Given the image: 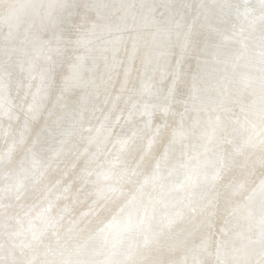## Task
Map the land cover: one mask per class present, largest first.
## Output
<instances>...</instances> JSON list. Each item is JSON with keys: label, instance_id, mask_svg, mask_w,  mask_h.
Wrapping results in <instances>:
<instances>
[{"label": "clouds", "instance_id": "1", "mask_svg": "<svg viewBox=\"0 0 264 264\" xmlns=\"http://www.w3.org/2000/svg\"><path fill=\"white\" fill-rule=\"evenodd\" d=\"M169 2L31 0L20 14L18 0H0V141L8 143L9 158L17 147L30 158L49 138L83 145V178L95 177L97 201L113 202L96 232L104 259L94 264H136L129 249L155 251L146 264H264V178L244 215L226 181L236 158L264 168V107L243 111L229 127L217 118L199 152L183 151L187 136L172 103L183 49L171 43L182 23ZM259 5L241 10L246 24H264V0ZM235 86L264 90V53ZM221 136L232 137L231 159L214 150ZM157 148L159 157L134 189L125 193L113 183L130 154L150 158ZM60 156L53 154L51 166ZM160 161L171 166L162 169ZM49 211L38 214L45 228L55 226ZM177 224L190 229L189 245L162 251L156 238ZM33 228L29 222L26 233ZM239 236L252 250L244 258L228 250Z\"/></svg>", "mask_w": 264, "mask_h": 264}, {"label": "rangeland", "instance_id": "2", "mask_svg": "<svg viewBox=\"0 0 264 264\" xmlns=\"http://www.w3.org/2000/svg\"><path fill=\"white\" fill-rule=\"evenodd\" d=\"M215 3H214V2ZM211 2V3H209ZM19 3V10H21L20 5H24L26 3H31V0H18ZM170 3V4H169ZM167 5V8L169 7V12L176 18L181 20L182 27L179 29L181 30L179 32V36L178 39L172 40V46L173 47H177L178 44L182 45V49L184 50L183 52H185L184 58L181 61V58L179 57V62H180V79L177 85V90L174 93L173 97H172V103L173 106L176 110V112L178 113L177 116V120L179 121V125H180V131L183 130L182 132H185L187 130V140H189V137H192V139L190 138V142L187 141L189 144H187V146H185V144L187 143L186 141H184V146H183V151L189 152L191 153V151H193L192 153H195L196 151L193 150L194 148L201 150V144L203 141H201V136L204 132L206 131H210V129L214 126L215 122L217 121V118H219V121L221 122L222 125H224L225 127H229L231 125V122L235 119H237V117H239L243 111H254V110H259L260 107H264V90L262 89H258L255 92H241L234 84L235 81L242 76L245 72L248 71L249 67L251 66L252 62L259 57L262 53H264V24L262 23H256L255 25L251 26L252 29L254 31H256L257 33H259V36L253 35L248 31V24H246L243 20H241L240 22L234 19H229L226 21V32L227 35H223L225 38H229V37H234L235 42L233 45L236 44L235 50L234 48L230 49V51H228V54L223 57L222 59H224L223 61H221V59L219 60V53H215V54H211L210 52H208L207 50H209L212 46H215L214 41L212 40V38H210V36H214V25L215 22L217 21L221 14L223 13H227V12H231V15H234L236 17V19H241V17L239 16V13L241 12V10L245 9V8H251V9H256L259 10L258 7L256 6H260L259 5V0H248V2L246 3L245 0H236V3L231 6H226L225 4V0H170ZM184 3V4H183ZM209 3V4H208ZM252 3H254L255 5H253ZM211 4V6H210ZM30 6V5H29ZM28 6V8H29ZM214 6V8L212 7ZM204 7V8H203ZM211 7V8H210ZM171 8V9H170ZM186 9H188V13H186ZM208 9V10H207ZM212 9V10H211ZM28 11V10H27ZM180 11V12H179ZM208 11V12H207ZM212 11V12H210ZM183 13V14H182ZM209 13V14H208ZM214 13V14H213ZM217 13V14H216ZM187 16H186V15ZM206 14V15H205ZM208 14V15H207ZM212 14V16H211ZM215 14L217 16H215ZM219 14V15H218ZM179 15V16H178ZM210 16V17H209ZM215 16V19H214ZM181 17V18H180ZM184 17H186L184 19ZM204 17V18H203ZM213 17V18H212ZM225 17V15H224ZM234 17V18H235ZM230 18V17H229ZM211 19V20H210ZM190 20V21H189ZM196 21V22H195ZM207 21V22H206ZM185 25V26H184ZM193 25V26H192ZM263 25V26H262ZM191 26V27H190ZM205 26V27H204ZM210 27V28H209ZM225 27V26H224ZM194 28V29H193ZM197 29V30H196ZM185 32V33H184ZM187 32V34H186ZM205 32V33H204ZM244 33V34H242ZM247 33V34H246ZM184 35V38H186V40L184 41L182 36ZM189 34V35H188ZM191 35V36H190ZM196 35V36H195ZM205 35V36H204ZM186 36V37H185ZM188 36V37H187ZM205 37V38H204ZM207 37V38H206ZM238 37V38H237ZM199 38V39H198ZM241 38V39H240ZM181 39L185 42L182 41ZM207 39V40H206ZM211 40V41H210ZM189 41V42H188ZM196 41V42H195ZM207 43H206V42ZM247 41V42H246ZM201 42V43H200ZM203 44V45H202ZM206 44V45H205ZM210 44L212 46H210ZM214 44V45H213ZM187 45V46H186ZM197 45V46H196ZM201 45V46H200ZM208 46V49L205 48V50L203 49V46ZM247 46V47H246ZM192 47V48H190ZM226 47V45L224 46ZM245 47V48H243ZM263 47V49H262ZM243 48V49H242ZM249 48V50H248ZM177 52H180V47L176 48ZM193 50V51H192ZM204 50V51H203ZM212 50V49H211ZM243 50V52L241 51ZM207 51V54H204V52ZM232 51V53H231ZM249 51V52H248ZM246 52V54H245ZM247 52L249 54H247ZM210 53V54H209ZM184 54V53H183ZM232 54V55H231ZM245 54V55H244ZM252 54V55H251ZM214 55V56H213ZM219 55V56H218ZM230 57H229V56ZM245 57H244V56ZM191 56V57H190ZM207 57V58H206ZM209 57V58H208ZM212 57V58H211ZM219 57V58H218ZM236 57V58H235ZM241 57V58H240ZM250 57V58H249ZM218 58V59H216ZM210 59V60H209ZM216 59V60H215ZM248 59V60H247ZM195 60V61H194ZM209 60V61H208ZM215 60V61H214ZM221 62L219 64V62ZM235 62H234V61ZM247 60V61H246ZM208 61V62H207ZM212 61V62H211ZM218 63H217V62ZM233 61V62H232ZM238 61V62H237ZM240 61V62H239ZM210 62V64H209ZM217 63L213 64V67L210 65L212 63ZM177 63V58L174 57L173 58V64L175 65ZM209 65H208V64ZM224 65H223V64ZM231 63V64H230ZM234 63V64H233ZM237 63V65H236ZM247 63V64H245ZM251 63V64H250ZM242 64V65H240ZM216 65V66H214ZM224 66V68L219 69L220 66ZM234 65V66H233ZM244 65V66H243ZM247 65V66H246ZM219 66V67H217ZM193 67V68H192ZM207 67V68H205ZM211 69H210V68ZM226 67V68H225ZM236 67V69H235ZM239 67V68H238ZM242 67V68H240ZM248 67V69H246ZM208 69L206 71H208V73H204L206 75V77L204 76V74L202 73L203 71H205L204 69ZM216 68V70L214 69ZM210 69V70H209ZM213 69V70H212ZM218 69V70H217ZM229 69V70H227ZM231 69L233 70L232 72ZM243 71H242V70ZM245 69V70H244ZM203 70V71H202ZM219 73L222 74V70H223V74H225V78H223V74L222 77L220 75H218L217 71H220ZM196 71V72H195ZM210 71V73H209ZM227 71V72H226ZM185 72V73H184ZM214 72V75H213ZM234 72V73H233ZM203 76H201L202 74ZM227 73V74H226ZM230 73H232L231 75H229ZM241 73V74H240ZM243 73V74H242ZM212 75V78L210 75ZM218 75V77H216ZM235 75V76H234ZM200 76V77H199ZM210 78H207L209 77ZM200 79H199V78ZM238 77V78H237ZM198 78V79H197ZM201 78H204L205 80H201ZM217 80H216V79ZM227 80V81H223L222 80ZM221 79V80H220ZM235 79V80H234ZM184 80V81H183ZM187 80V81H186ZM211 80H215L216 83L214 84ZM218 80L220 82H218ZM205 83H202V82ZM209 83H208V82ZM214 81V82H215ZM208 84H207V83ZM213 83V89L212 90V86L211 84ZM224 82V83H222ZM226 82V83H225ZM230 82V83H229ZM234 84H233V83ZM196 84V85H194ZM199 88H198V85ZM202 84V85H200ZM221 84V85H220ZM193 85V86H192ZM206 85V86H205ZM208 85H210L209 87L211 89H207ZM235 87H234V86ZM195 86V89H193ZM201 86V87H200ZM205 86V87H203ZM217 88L215 89L214 88ZM219 86V88H218ZM222 86V88H221ZM166 85H165V89H166ZM205 91H203V89ZM188 89V90H187ZM200 90V91H196ZM201 89L203 92H205V94L203 92H201ZM196 92V93H192L193 95H200V96H192L191 92ZM211 96H208L207 93ZM221 90V91H220ZM213 91V92H212ZM259 91V92H257ZM190 92V93H189ZM199 92V93H197ZM223 92V93H220ZM238 92V93H237ZM202 93V94H200ZM211 93V94H210ZM216 94L214 96V94ZM225 93V94H224ZM227 93V94H226ZM247 93V94H246ZM253 93V94H252ZM259 93V94H258ZM204 94V95H203ZM235 94V95H234ZM250 94V95H249ZM261 94V95H260ZM183 95V96H182ZM192 96L193 99L189 96ZM205 96V99L207 98L208 100H205L203 97ZM208 97H207V96ZM243 95V97H242ZM248 97H247V96ZM178 96V97H177ZM246 96V97H245ZM255 96V97H254ZM200 98L199 100L201 101L200 103L198 98ZM212 97V98H211ZM218 97V98H217ZM262 97V98H261ZM191 98V99H190ZM195 98V99H194ZM197 98V101H195ZM203 98V99H201ZM231 98V99H230ZM234 98V99H233ZM258 98V99H257ZM215 99V100H214ZM227 99V100H226ZM240 99V100H239ZM247 99V101H246ZM250 99V102H249ZM221 100V101H220ZM237 100V101H236ZM244 100V101H243ZM257 100H259L257 102ZM214 101V102H213ZM241 103H240V102ZM263 103H262V102ZM229 102V103H228ZM248 103V104H247ZM259 103V104H258ZM262 103V104H261ZM189 104V105H188ZM195 104V105H193ZM210 104V105H209ZM239 104V105H237ZM233 105V106H232ZM260 105V106H259ZM263 105V106H262ZM206 106V107H205ZM228 106V107H227ZM248 106V107H247ZM255 106V107H254ZM258 106V107H257ZM179 107V108H178ZM205 107V108H204ZM241 107V108H240ZM245 107V108H244ZM227 108V109H226ZM247 108V109H246ZM187 109V110H186ZM193 109V110H192ZM207 109V111H205ZM231 109V110H230ZM252 109V110H251ZM186 110V111H185ZM214 110V111H213ZM200 111V112H199ZM222 111V112H221ZM194 112V113H193ZM225 112V114H224ZM192 113V114H191ZM206 113V114H205ZM208 113V114H207ZM233 113V114H232ZM179 114H182V116H180ZM227 114V115H226ZM199 115V116H198ZM202 115V116H201ZM225 115V116H224ZM229 115V116H228ZM231 115V116H230ZM194 116V117H193ZM208 116V117H207ZM232 117V118H231ZM235 118V119H234ZM186 119V120H185ZM215 119V121H214ZM233 119V120H232ZM192 120V121H191ZM197 120V121H196ZM202 120V121H200ZM186 121V122H185ZM203 121H208V123H204ZM214 121V123L212 122ZM162 121H160L159 119L157 120V123H161ZM188 122V123H187ZM191 122V123H190ZM197 122V123H196ZM212 122V123H211ZM194 126H193V124ZM204 123V124H203ZM186 124V125H185ZM203 124V125H202ZM210 124V125H208ZM190 125H191V131H190ZM189 126V127H188ZM200 126V127H199ZM204 126V127H203ZM208 126V127H207ZM211 126V127H209ZM186 127V129H185ZM188 127V129H187ZM197 127V128H195ZM209 129H207V128ZM193 128H195L193 131ZM200 129V130H199ZM205 130L203 132V130ZM193 131V132H192ZM199 131V132H198ZM197 132V133H196ZM202 132V133H201ZM185 133V134H186ZM192 133V135H191ZM195 135H194V134ZM190 136H189V135ZM199 134V136H197ZM195 136V137H194ZM222 137V138H221ZM220 140L218 141V146H215V152L218 154H224L223 156L226 158L231 159L232 155H233V141L231 140L232 137L231 136H221ZM199 138V140L197 139ZM224 139V140H223ZM52 140L53 145L54 144H61L62 139L61 137H55L53 139H48L46 142L44 143H49L48 141ZM60 140V141H59ZM196 140V141H195ZM194 141V142H193ZM198 141V142H197ZM227 141V142H226ZM55 142V143H54ZM59 142V143H58ZM73 141V144L71 147H67L64 145V147L62 148V153L60 158L58 159L59 161L56 163L57 165H55V167L51 166V162L48 165L49 167L47 168V170L42 174L41 179H39L38 182H36V184H34V187H26L23 190V193L19 199V201H15L14 195L8 196V195H4L5 193V183L8 181L9 179V173L11 171H13L12 169L15 168V166L20 162H24L25 160V151L23 148H19L17 147L13 152H12V157L9 158L8 157V161L5 159L4 156L7 155V151L9 149V145L6 142L0 141V157H2L0 159V264H19L21 262V264H37L41 263V264H68L71 263V258L74 256V254H77L79 251H81L82 246H86L89 243V240H92V238L96 235L97 229L100 227V225L102 224V222L104 221V218L109 215V212H111V208L113 205V202L108 203L106 205L104 204V202L102 201H97V198L95 196V191L97 188V185L94 183L93 178L95 177H91L89 178V183L85 181L84 178H81V176L83 177V170L84 168L87 166L86 161L88 159L87 155H82V151L83 148L81 146V144H79L78 142ZM198 145H197V143ZM201 142V143H200ZM223 142V143H222ZM4 143V144H3ZM193 143L195 146H193ZM229 143V144H228ZM192 144V145H191ZM200 144V145H199ZM223 144V145H222ZM227 146H226V145ZM3 145V146H1ZM53 145L51 146V149L53 147ZM230 145V146H229ZM5 146V148H4ZM7 146V147H6ZM77 146V147H76ZM79 146V148H78ZM192 146V148H191ZM232 146V147H231ZM75 147V148H74ZM188 147V148H187ZM190 147V148H189ZM218 147V148H217ZM222 147V148H221ZM224 147V148H223ZM3 148V149H2ZM82 148V149H81ZM229 148V149H228ZM50 149V150H51ZM68 149V150H67ZM77 154L75 153L76 151ZM192 149V150H190ZM196 149V150H197ZM216 149L218 151H216ZM7 150V151H6ZM49 150V151H50ZM23 151V152H22ZM81 151V152H80ZM231 151V152H230ZM2 152V153H1ZM21 152V153H20ZM230 152V153H229ZM14 153V155H13ZM20 153V155H19ZM24 153V154H23ZM71 155H68V154ZM81 153V154H80ZM3 154V155H2ZM74 154V156H73ZM138 153H133L130 154V156L132 155V158H128L130 159L129 161L126 160V162L124 164H122L120 167H118L115 171H116V178H114V184L119 187L121 185H123L125 193L127 192V190L129 189H134L140 180L143 179V177L145 175H148L153 167L154 162L156 161L157 157H159L160 155V148H157L153 154L152 157L150 158H144V159H140V155H137ZM137 155V156H134ZM228 155V156H227ZM9 156V155H8ZM18 156V157H17ZM24 156V157H23ZM69 156V157H68ZM7 157V156H6ZM14 157V159H12ZM65 157V158H63ZM72 162L71 161V158ZM76 157V158H75ZM78 157V158H77ZM20 158V159H19ZM22 158V159H21ZM68 162H67V160ZM84 158V160H83ZM138 158V159H137ZM3 159V160H2ZM12 159V160H11ZM19 159V160H18ZM27 159V158H26ZM77 159V160H76ZM63 160V161H62ZM82 160V161H81ZM14 161V162H13ZM150 161V162H149ZM2 162V163H1ZM12 162V163H11ZM21 162V163H22ZM64 163V164H61ZM163 161H160V163H162ZM8 165H7V164ZM72 163V164H71ZM76 163V164H75ZM16 164V165H15ZM69 164V165H68ZM75 164V165H74ZM143 164V165H142ZM163 164H165L167 167L171 166V163L169 161H167L166 163L163 162ZM161 164V165H163ZM7 165V166H6ZM13 165V166H11ZM65 166V168H64ZM78 166V167H77ZM164 166V165H163ZM166 166L162 167V169H166ZM9 167V168H8ZM14 167V168H13ZM80 167V168H79ZM124 167V169H123ZM142 167V168H141ZM238 167V168H237ZM67 168V169H66ZM77 168V169H75ZM144 168V169H143ZM5 169V170H2ZM54 169V170H53ZM74 169V171L72 170ZM79 169V170H78ZM260 169L262 171H260ZM50 170V171H49ZM66 170V171H65ZM141 170V171H140ZM150 170V171H149ZM4 171V172H3ZM10 171V172H9ZM68 171V172H67ZM233 171V172H232ZM235 172V173H234ZM68 173V174H67ZM81 173V174H80ZM49 174V175H48ZM228 175L226 176V181H232V186L233 188L236 189L237 191V197L235 196V198L233 199L232 203L233 206L238 208V214L239 213H243L244 210H246V206L251 207L252 203H250V198L253 197V189L256 187V185L258 184L257 182H260V180L262 178H264V168H262L259 164H255L251 161H245L243 158H236L231 164H230V168L229 171L227 173ZM5 175V176H4ZM34 175V174H33ZM71 175V176H68ZM81 175V176H80ZM240 175V176H239ZM62 178H61V177ZM71 177V179L69 178ZM78 177V178H77ZM248 177V178H247ZM46 178V180H45ZM52 178V179H51ZM55 178V179H54ZM68 178V179H66ZM122 178V179H121ZM72 180L70 182V180ZM82 179V180H80ZM116 179V180H115ZM254 179V181H253ZM4 180V181H3ZM57 180H63V181H57ZM95 180V179H94ZM35 181V179H34ZM33 181V183H34ZM50 181V182H49ZM2 182V183H1ZM62 182V183H61ZM82 182V183H81ZM121 182V183H120ZM71 183V184H69ZM89 185H88V184ZM4 184V185H3ZM51 184V185H50ZM59 184V185H58ZM86 184V185H85ZM120 184V185H119ZM50 185V186H49ZM53 185V187H52ZM75 187H72V186ZM252 185V186H251ZM2 186V187H1ZM61 186V187H59ZM90 186V188L88 189V187ZM52 187V188H51ZM64 187V188H63ZM71 187V188H70ZM27 188V190H26ZM29 188V189H28ZM54 188V189H53ZM57 188V189H56ZM69 188V190H68ZM74 188V189H72ZM87 188V191H86ZM2 189V190H1ZM67 189V190H66ZM127 189V190H126ZM252 189V190H251ZM52 190H54L52 192ZM62 190V191H61ZM71 190V191H70ZM80 190V191H79ZM92 190V191H91ZM60 193H59V192ZM68 191V192H67ZM74 191V193H73ZM251 191V192H250ZM55 192V193H54ZM65 192V193H64ZM82 192V193H81ZM90 192V193H89ZM93 192V193H92ZM45 193V194H44ZM64 193V194H63ZM69 193V194H68ZM84 193V194H83ZM92 193V194H91ZM31 194V195H30ZM40 194V195H39ZM72 194V195H71ZM76 194V195H75ZM53 195V196H52ZM55 195V196H54ZM59 195V196H57ZM65 195V196H64ZM68 195V197H67ZM75 195V196H74ZM78 195V196H77ZM86 195V196H85ZM92 195V196H91ZM7 196V197H6ZM47 196V197H45ZM52 196V197H51ZM57 196V197H56ZM61 196V197H60ZM88 196V197H87ZM3 197V198H2ZM9 197V198H8ZM11 197V198H10ZM75 197V199H74ZM55 198V199H53ZM63 198V199H61ZM67 198V199H66ZM124 196H121V199H123ZM9 199V200H8ZM11 199V200H10ZM43 199V200H42ZM52 199V200H51ZM60 199V200H59ZM74 199V200H73ZM257 199V200H256ZM41 200V202H40ZM49 200V201H48ZM63 200V201H62ZM79 200V201H78ZM82 200V201H81ZM245 200V201H244ZM258 196H256L255 201L254 202H258ZM28 201V202H27ZM51 201V202H50ZM53 201V202H52ZM76 201V202H75ZM78 201V202H77ZM245 204H243L244 202ZM22 202V203H21ZM38 202V203H37ZM40 202V204H39ZM46 204H45V203ZM50 202V203H49ZM63 202V203H61ZM66 202V203H65ZM118 202V201H117ZM248 202V204H246ZM4 203V204H3ZM44 203V204H43ZM13 204V205H12ZM57 204V205H56ZM66 206H65V205ZM101 204L103 207H101ZM43 205V206H42ZM62 205V206H61ZM68 205V206H67ZM73 205V206H72ZM77 205V206H76ZM111 205V206H110ZM246 205V206H245ZM50 206V207H49ZM61 206V207H60ZM100 206V207H99ZM19 207V208H18ZM70 207V208H69ZM35 208H37V210L39 209H45V208H49L51 209V211H49L47 213V215H49L50 213V217L55 221V226L52 227L50 226L47 227V229L45 228V230H43L41 232V230H39L40 236L39 239L33 240L36 242H33L32 244H30V246L23 247V250H15V248H13L11 245V241L8 239L9 237L7 236L8 233H11V231L13 230V226L15 228V225L19 226V223H21L20 221L23 222L24 217L26 216L25 214H30L31 212H33L32 210H34ZM55 208V209H54ZM58 208H61L60 211L63 212L61 213L60 211L58 212ZM73 208V209H72ZM243 208V209H242ZM15 209V210H14ZM58 209V210H57ZM103 209V210H102ZM160 212H165L166 207L161 206L160 208ZM36 210V211H37ZM74 212H73V211ZM164 210V211H163ZM243 210V212H241ZM11 211V212H10ZM65 211V213H64ZM19 212V213H18ZM39 212V211H38ZM56 212V213H54ZM70 212V213H69ZM78 212V213H77ZM67 213V214H66ZM92 213V214H91ZM161 213V214H162ZM14 214V215H13ZM54 214V215H53ZM76 216H75V215ZM11 215V216H10ZM56 215V216H55ZM86 216V217H85ZM7 217V218H6ZM90 217V218H89ZM12 218V220H11ZM14 218V219H13ZM20 218V219H19ZM22 218V219H21ZM72 218V219H71ZM74 218V219H73ZM10 219V221H9ZM65 219V220H64ZM68 219V220H67ZM81 219V220H80ZM5 220V221H4ZM15 220V221H14ZM63 220V221H62ZM79 220V221H78ZM92 220V221H91ZM7 221V222H6ZM18 221V222H17ZM59 221V222H58ZM71 221V223H70ZM5 222V223H4ZM58 224H57V223ZM61 222V225L59 224ZM78 222V223H77ZM80 222V223H79ZM99 223V224H98ZM69 224V226L67 225ZM72 224V225H71ZM75 224V225H74ZM9 225V226H8ZM65 225V226H64ZM89 225V226H87ZM96 225V226H95ZM62 226V227H61ZM73 226V227H72ZM75 226V227H74ZM43 227L42 223L40 224V228L41 229ZM64 227V228H63ZM68 227V228H67ZM70 227V228H69ZM9 228V229H8ZM80 228V229H79ZM89 228V230H88ZM180 228V229H179ZM8 229V231H7ZM51 231H49V230ZM54 229V230H53ZM62 229V230H61ZM69 229V230H68ZM78 229V230H77ZM87 229V230H86ZM11 230V231H10ZM48 230V231H47ZM53 230L54 233H51ZM77 230V231H76ZM84 230V231H83ZM6 231V232H4ZM60 231V232H58ZM67 231V232H66ZM79 231V232H78ZM179 231V232H178ZM8 232V233H7ZM44 232V233H43ZM61 232H63L61 234ZM86 232V233H85ZM95 232V233H94ZM46 233V234H45ZM59 235H58V234ZM68 235H67V234ZM72 233V234H71ZM74 233V234H73ZM84 233V234H82ZM94 235H93V234ZM190 229L183 225V224H177L174 229L171 232H168L165 235H161L158 236V244L160 245V248L162 251H168V250H172V249H184L185 247L188 246V244L190 243ZM87 234V235H85ZM92 236H91V235ZM188 234V235H187ZM45 235V236H44ZM53 235V236H52ZM56 235V236H54ZM80 235V236H79ZM82 235V236H81ZM90 235V236H89ZM174 235V236H172ZM50 237L47 239V237ZM68 236V237H67ZM74 236V237H73ZM85 236V237H83ZM89 236V237H88ZM166 238H165V237ZM42 237V238H41ZM59 237V238H58ZM73 237V238H72ZM79 237V238H78ZM172 237V238H171ZM185 237V238H184ZM9 240L7 242V240ZM63 238V239H62ZM69 238V239H68ZM161 238V239H160ZM5 241H4V240ZM44 239V240H42ZM55 239V240H54ZM61 239V240H59ZM75 242H74V240ZM168 239V240H167ZM46 240V242H45ZM65 240V241H64ZM67 240V241H66ZM72 240V241H71ZM81 240V241H80ZM45 243H44V242ZM50 241V242H49ZM54 241V243H53ZM58 241V244H56ZM165 241V242H164ZM167 241L169 243H167ZM238 241V240H237ZM233 244L232 247H229V252H236L235 255L237 254V252H239L238 254L240 256H238V254L236 256H238L239 258L243 255H246L248 253L246 252V248L244 249L242 246V242H237ZM61 242V243H60ZM80 242V243H79ZM50 245H49V244ZM53 243V244H52ZM168 245H167V244ZM173 243V244H172ZM188 243V244H187ZM10 244L9 248L6 245ZM55 244V246H54ZM86 244V245H84ZM180 244H182L180 246ZM238 244H241L240 246ZM44 245V246H42ZM65 245V246H64ZM49 246L51 247V249L49 248ZM59 246V247H58ZM165 246V247H163ZM169 248H168V247ZM178 246V247H177ZM239 248L237 251L236 247ZM5 247V248H4ZM7 247V248H6ZM37 247V248H36ZM55 247V248H54ZM70 247V249H69ZM184 247V248H183ZM28 248V249H27ZM31 248V249H30ZM37 250H36V249ZM40 248V249H39ZM58 248V249H57ZM62 248V249H61ZM69 250H67V249ZM78 248V249H77ZM165 248V249H164ZM240 248H242L240 250ZM7 249H10V251H8ZM25 249V250H24ZM30 249V250H29ZM35 249V251H34ZM50 249V250H48ZM60 249V250H59ZM32 250V252H30ZM39 250V251H38ZM67 250V251H66ZM77 250V251H75ZM3 251V252H2ZM5 251V252H4ZM7 251V252H6ZM23 251V252H22ZM29 253H28V252ZM50 251V252H49ZM60 254H59V252ZM71 251V252H70ZM75 251V252H74ZM13 252V254H12ZM17 252V253H16ZM38 252V254H37ZM77 252V253H76ZM141 252V251H140ZM135 252L133 251L132 255L130 256V258L136 262V264H146V262L150 259H155L156 258V252L153 251L151 253V255L149 256L148 253L146 252ZM15 253V254H14ZM27 253V254H26ZM41 257L40 256V254ZM52 253V254H51ZM54 253V254H53ZM58 253V254H56ZM68 253V254H67ZM72 253V254H69ZM241 253V254H240ZM251 253V252H250ZM6 254V255H5ZM9 254V256L7 255ZM19 254V255H18ZM35 254V255H34ZM56 254V255H55ZM65 254V255H63ZM136 254V255H134ZM153 254V255H152ZM2 255H4L5 257H3ZM24 255V256H22ZM32 259H30V257ZM55 257H50L52 256ZM61 256V259L60 256ZM72 255V256H71ZM144 255V256H143ZM12 256V257H11ZM17 256V257H16ZM19 256V257H18ZM22 256V258H21ZM28 256V257H27ZM35 256V258H34ZM38 256V257H36ZM45 256V257H44ZM48 256V258H47ZM134 256V257H133ZM7 257V258H6ZM14 257V260H13ZM68 257V259H66ZM148 259L146 260L145 259ZM152 257V258H150ZM6 258V259H5ZM11 258V259H10ZM42 258V259H41ZM65 258V260H64ZM70 258V260H69ZM139 258V259H138ZM141 258V259H140ZM21 259V260H20ZM24 259L26 261H24ZM45 259V260H44ZM48 259V260H47ZM55 260V261H51V260ZM136 259V260H135ZM34 260V261H33ZM143 260V261H142ZM29 261V262H28ZM50 261V262H49ZM64 261V262H63ZM17 262V263H16ZM59 262V263H58ZM63 262V263H62ZM139 262V263H138ZM142 262V263H141ZM71 264H75V263H71Z\"/></svg>", "mask_w": 264, "mask_h": 264}, {"label": "bare ground", "instance_id": "3", "mask_svg": "<svg viewBox=\"0 0 264 264\" xmlns=\"http://www.w3.org/2000/svg\"><path fill=\"white\" fill-rule=\"evenodd\" d=\"M28 1H30V0H28ZM214 2V1H213ZM209 3H211V2H209ZM208 3V4H209ZM215 3V2H214ZM170 4V3H169ZM184 4V3H183ZM30 5V3H26V4H24V5H20V9L21 10H19L20 11V13H24V12H27V10H28V6ZM168 6V5H167ZM210 6H211V4H210ZM213 8H214V6H212ZM204 8V7H203ZM211 8V7H210ZM171 9V8H170ZM168 10H169V7H168ZM208 10V9H207ZM212 10V9H211ZM180 12V11H179ZM208 12V11H207ZM210 12H212V11H210ZM183 14V13H182ZM209 14V13H208ZM207 14V15H208ZM214 14V13H213ZM217 14V13H216ZM215 14V16H217ZM206 15V14H205ZM219 15V14H218ZM179 16V15H178ZM211 16H212V14H211ZM215 16H214V19H215ZM210 17V16H209ZM181 18V17H180ZM186 17H184V19H185ZM204 18V17H203ZM213 18V17H212ZM178 19H179V17H178ZM218 19V18H217ZM211 20V19H210ZM190 21V20H189ZM218 21H220V19L219 20H217V21H214L215 22V25H214V27H216L217 26V24H219L220 22H218ZM221 21H223V20H221ZM196 22V21H195ZM207 22V21H206ZM182 24H183V22H182ZM220 25V24H219ZM185 26V25H184ZM193 26V25H192ZM191 27V26H190ZM205 27V26H204ZM210 28V27H209ZM194 29V28H193ZM220 29H223V27H221V26H219V31H216L215 30V32H214V36H210V38H212V40L214 41V43H215V46H212L211 44H210V46H212L209 50H207L208 52H210L211 54H215V53H219V60L221 59V61H223L224 59H222L223 57H225L228 53H227V51H224L226 48H223L225 45L227 46V43L228 42H232V41H234L235 42V39L236 38H234V37H229V38H225L224 36H223V34L221 33V31H223V30H221L220 31ZM197 30V29H196ZM181 30H179V32H180ZM185 33V32H184ZM205 33V32H204ZM186 34H187V32H186ZM242 34H244V33H242ZM247 34V33H246ZM184 35L185 34H183V36H182V38H183V40L185 39L186 40V38H184ZM189 35V34H188ZM191 36V35H190ZM196 36V35H195ZM205 36V35H204ZM186 37V36H185ZM188 37V36H187ZM205 38V37H204ZM207 38V37H206ZM238 38V37H237ZM199 39V38H198ZM241 39V38H240ZM182 40V41H183ZM184 40V41H185ZM207 40V39H206ZM237 40V39H236ZM183 41V42H184ZM187 41V40H186ZM211 41V40H210ZM189 42V41H188ZM196 42V41H195ZM206 42V41H205ZM208 42V41H207ZM206 42V43H207ZM247 42V41H246ZM201 43V42H200ZM184 44H185V42H184ZM203 45V44H202ZM206 45V44H205ZM203 46V49L205 50V48H206V46ZM214 45V44H213ZM187 46V45H186ZM197 46V45H196ZM201 46V45H200ZM247 47V46H246ZM177 48V47H176ZM190 48H192V47H190ZM243 48H245V47H243ZM242 48V49H243ZM206 49H208V46H207V48ZM212 49V50H211ZM203 50V51H204ZM248 50H249V48H248ZM184 51V50H183ZM193 51V50H192ZM207 51L206 52H204V54H207ZM242 52H243V50H241ZM249 52V51H248ZM247 52V54H249ZM183 53H185V52H183ZM209 53V54H210ZM227 53V54H226ZM231 53H232V51H231ZM244 53V52H243ZM245 54H246V52H245ZM244 54V55H245ZM184 55V54H183ZM216 55V54H215ZM224 55V56H223ZM232 55V54H231ZM243 55V56H244ZM252 55V54H251ZM214 56V55H213ZM229 56V55H228ZM183 57V56H182ZM182 57H180V58H182ZM191 57V56H190ZM216 57H217V55H216ZM230 57V56H229ZM245 57V56H244ZM207 58V57H206ZM209 58V57H208ZM212 58V57H211ZM218 58H216V59H218ZM236 58V57H235ZM241 58V57H240ZM250 58V57H249ZM215 59V60H216ZM210 60V59H209ZM208 60V61H209ZM214 60V61H215ZM248 60V59H247ZM246 60V61H247ZM195 61V60H194ZM207 61V62H208ZM218 61V60H217ZM216 61V62H217ZM234 61V60H233ZM232 61V62H233ZM212 62V61H211ZM212 63L211 65H210V67L212 66L213 67V64H216L217 65V63L219 62H217V63ZM235 62V61H234ZM238 62V61H237ZM240 62V61H239ZM221 62H219V64H220ZM208 64V63H207ZM209 64H210V62H209ZM208 64V65H209ZM223 64V63H222ZM231 64V63H230ZM234 64V63H233ZM245 64H247V63H245ZM251 64V63H250ZM216 65H214V66H216ZM224 65V64H223ZM236 65H237V63H236ZM240 65H242V64H240ZM248 65V64H247ZM246 65V66H247ZM234 66V65H233ZM244 66V65H243ZM209 67V68H210ZM217 67H219V66H217ZM224 68V66H220L219 67V69H221V68ZM193 68V67H192ZM205 68H207V67H205ZM222 68V69H223ZM226 68V67H225ZM239 68V67H238ZM240 68H242V67H240ZM204 69V68H203ZM211 69V68H210ZM209 69V70H210ZM215 70H216V68H214ZM235 69H236V67H235ZM246 69H248V67L246 68ZM204 70H208V69H204ZM213 70V69H212ZM218 70V69H217ZM227 70H229V69H227ZM242 70V69H241ZM245 70V69H244ZM249 70V69H248ZM233 70L231 69V71L230 72H232ZM243 71V70H242ZM196 72V71H195ZM219 72H221V70L220 71H217V73H218V75H220L221 73H219ZM227 72V71H226ZM185 73V72H184ZM207 73V72H206ZM205 73V74H206ZM209 73H210V71H209ZM224 72H223V70H222V74H223ZM234 73V72H233ZM200 74H202V73H200ZM204 74V76L206 77V75ZM211 74V73H210ZM209 74V75H210ZM222 74L220 75L221 77H222ZM227 74V73H226ZM232 73H230L229 75H231ZM241 74V73H240ZM243 74V73H242ZM213 75H214V72H213ZM218 75L216 76V77H218ZM201 76H203V74L201 75ZM203 76V77H204ZM211 76V78H212V75H210ZM210 76L209 77H207V78H210ZM219 76V77H220ZM223 78H225V74H223ZM235 76V75H234ZM200 77V76H199ZM198 77V78H199ZM204 77V78H205ZM218 77V78H219ZM220 77V78H221ZM197 78V79H198ZM204 78H201V80L203 79V80H205ZM210 78V79H211ZM217 78V79H218ZM223 78H222V80H223ZM238 78V77H237ZM200 79V78H199ZM216 79V78H215ZM216 79V80H217ZM226 79V78H225ZM202 80V81H203ZM221 80V79H220ZM235 80V79H234ZM184 81V80H183ZM187 81V80H186ZM201 81V82H202ZM214 84L216 83V81L215 80H211ZM215 81V82H214ZM223 81H227V80H223ZM208 82V81H207ZM206 82V83H207ZM218 82H220L219 80H218ZM236 82V81H235ZM202 83H205V82H202ZM209 83V82H208ZM207 83V84H208ZM213 83L211 84V82H210V84H211V86L213 85ZM222 83H224V82H222ZM226 83V82H225ZM230 83V82H229ZM233 83V82H232ZM234 84V83H233ZM194 85H196V84H194ZM198 85V84H197ZM200 85H202V84H200ZM221 85V84H220ZM235 85V84H234ZM233 85V86H234ZM193 86V85H192ZM206 86V85H205ZM205 86H203V87H205ZM210 85H208V90L209 89H211L210 87H209ZM201 87V86H200ZM235 87V86H234ZM198 88H199V85H198ZM214 88H215V86H214ZM216 88H217V86H216ZM215 88V89H216ZM218 88H219V86H218ZM221 88H222V86H221ZM193 89H195V86H194V88ZM203 89V88H202ZM202 89H201V92H203V91H205L204 89H203V91H202ZM258 89H260V88H257L256 90H258ZM188 90V89H187ZM212 90H214L213 89V86H212ZM255 90V91H256ZM194 91V90H193ZM191 92V90H190V92H191V94L192 93H196V92ZM196 91H200V90H197L196 89ZM210 91V90H209ZM215 91V90H214ZM221 91V90H220ZM255 91H253V92H255ZM189 92V93H190ZM213 92V91H212ZM257 92H259V91H257ZM197 93H199V92H197ZM204 94H205V92H203ZM206 93H207V90H206ZM209 93V92H208ZM207 93V95L208 96H211V95H209ZM220 93H223V92H220ZM238 93V92H237ZM243 93V92H242ZM245 93V92H244ZM256 93V92H255ZM200 94H202V93H200ZM203 94V95H204ZM214 94V93H213ZM225 94V93H224ZM227 94V93H226ZM247 94V93H246ZM250 94H251V92H250ZM249 94V95H250ZM253 94V93H252ZM259 94V93H258ZM203 95H202V97H203ZM206 95V96H207ZM216 94H214V96H215ZM235 95V94H234ZM261 95V94H260ZM183 96V95H182ZM192 96H195V94L193 95L192 94ZM191 95L189 96V97H191L192 99H193V97H192ZM196 96H200V95H196ZM195 96V97H196ZM207 96V97H208ZM247 96V95H246ZM245 96V97H246ZM264 96V95H263ZM178 97V96H177ZM212 97H213V95H212ZM211 97V98H212ZM242 97H243V95H242ZM248 97V96H247ZM255 97V96H254ZM190 98V99H191ZM198 98V97H197ZM197 98H196V100L195 101H197ZM204 99H205V96L203 97ZM203 98H201V99H203ZM218 98V97H217ZM262 98V97H261ZM195 99V98H194ZM200 98H198V100H199ZM231 99V98H230ZM234 99V98H233ZM258 99V98H257ZM264 99V98H263ZM173 100V99H172ZM205 100H208L207 98L205 99ZM215 100V99H214ZM227 100V99H226ZM240 100V99H239ZM221 101V100H220ZM237 101V100H236ZM244 101V100H243ZM246 101H247V99H246ZM259 100H257V102H258ZM201 101L199 100V102L198 103H200ZM214 102V101H213ZM240 102V101H239ZM249 102H250V99H249ZM262 102V101H261ZM229 103V102H228ZM241 103V102H240ZM263 103V102H262ZM261 103V104H262ZM248 104V103H247ZM259 104V103H258ZM189 105V104H188ZM193 105H195V104H193ZM210 105V104H209ZM237 105H239V104H237ZM233 106V105H232ZM260 106V105H259ZM263 106V105H262ZM206 107V106H205ZM204 107V108H205ZM228 107V106H227ZM248 107V106H247ZM255 107V106H254ZM258 107V106H257ZM179 108V107H178ZM241 108V107H240ZM245 108V107H244ZM261 108V107H260ZM227 109V108H226ZM247 109V108H246ZM187 110V109H186ZM185 110V111H186ZM193 110V109H192ZM231 110V109H230ZM252 110V109H251ZM205 111H207V109L205 110ZM214 111V110H213ZM200 112V111H199ZM222 112V111H221ZM194 113V112H193ZM192 114V113H191ZM206 114V113H205ZM208 114V113H207ZM224 114H225V112H224ZM233 114V113H232ZM227 115V114H226ZM199 116V115H198ZM202 116V115H201ZM225 116V115H224ZM229 116V115H228ZM231 116V115H230ZM194 117V116H193ZM208 117V116H207ZM232 118V117H231ZM235 119V118H234ZM186 120V119H185ZM233 120V119H232ZM192 121V120H191ZM197 121V120H196ZM200 121H202V120H200ZM214 121H215V119H214ZM214 121H212L213 123H214ZM186 122V121H185ZM204 123H208V121H203ZM211 122V123H212ZM188 123V122H187ZM191 123V122H190ZM197 123V122H196ZM203 123V124H204ZM221 123V122H220ZM193 124V123H192ZM195 124V123H194ZM194 124H193V126H194ZM202 124V125H203ZM186 125V124H185ZM208 125H210V124H208ZM195 126H196V124H195ZM189 127V126H188ZM188 127H187V129H188ZM200 127V126H199ZM204 127V126H203ZM208 127V126H207ZM206 127V128H207ZM209 127H211V126H209ZM195 128H197V127H195ZM195 128H193V131H195L196 129ZM185 129H186V127H185ZM190 131H191V125H190ZM195 129V130H194ZM207 129H209V128H207ZM200 130V129H199ZM203 130V129H202ZM211 130V129H210ZM183 130H181V132H182ZM192 131V132H193ZM197 131V130H196ZM205 130H203V132H204ZM187 132V130L185 131V132H183V133H186ZM199 132V131H198ZM187 133H190V132H187ZM187 133H186V135H187ZM197 133V132H196ZM202 133V132H201ZM205 133V132H204ZM194 134V133H193ZM189 135V134H188ZM191 135H192V133H191ZM195 135V134H194ZM190 136V135H189ZM197 136H199V134L197 135ZM195 137V136H194ZM202 137V136H201ZM190 138L192 139V137H189V140H187V141H189L190 142ZM222 138V137H221ZM50 139V138H49ZM51 139H53V138H51ZM62 139V138H61ZM198 140H199V138H197ZM202 139V138H201ZM193 140V139H192ZM224 140V139H223ZM232 140V139H231ZM60 141V140H59ZM186 141V142H187ZM196 141V140H195ZM200 141V140H199ZM202 141V140H201ZM49 143H43L37 150H36V153H35V155H33V156H31L30 158H25L24 160V162H22V161H20L16 166H15V168L14 169H12L13 171H9L10 173H9V179H8V181L5 183V193L3 194V197H4V195H8V196H11V195H13L14 193H15V195H14V198H15V201H19V199H20V197H21V195H22V193H23V190H24V188H25V186L26 187H34V184H36V182H38L39 181V179H41V177H42V174L47 170V168L49 167L48 165L50 164V162H51V159H52V156H53V154L54 153H56V152H61L62 153V148L64 147V144L61 142V144H54L53 145V142H52V140H50V141H48ZM194 142V141H193ZM198 142V141H197ZM196 142V143H197ZM227 142V141H226ZM55 143V142H54ZM59 143V142H58ZM76 143V142H75ZM185 143V142H184ZM196 143H195V145H196ZM201 143V142H200ZM223 143V142H222ZM1 144V143H0ZM4 144V143H3ZM73 144V143H72ZM187 144H189L188 142L185 144V146H187ZM229 144V143H228ZM53 145V147H52V149H51V146ZM192 145V144H191ZM194 145V143H193V146H195ZM197 145H198V143H197ZM200 145V144H199ZM202 145V144H201ZM223 145V144H222ZM226 145V144H225ZM1 146H3V145H1ZM82 146V145H81ZM189 146H190V144H189ZM217 146H218V144H217ZM227 146V145H226ZM230 146V145H229ZM7 147V146H6ZM73 147V146H72ZM77 147V146H76ZM232 147V146H231ZM4 148H5V146H4ZM75 148V147H74ZM78 148H79V146H78ZM82 148H83V146H82ZM81 148V149H82ZM188 148V147H187ZM190 148V147H189ZM191 148H192V146H191ZM194 148V147H193ZM192 148V149H193ZM218 148V147H217ZM222 148V147H221ZM224 148V147H223ZM3 149V148H2ZM51 149V150H50ZM192 149H190V150H192ZM197 149V148H196ZM195 148L193 149V150H195L196 152H199L200 150L199 149H197L196 150ZM229 149V148H228ZM50 150V151H49ZM68 150V149H67ZM7 151V150H6ZM75 151H76V149H75ZM82 151V150H81ZM80 151V152H81ZM216 151H218L217 149H216ZM23 152V151H22ZM77 152H79V151H76L75 153L77 154ZM193 151H191V153H192ZM231 152V151H230ZM229 152V153H230ZM2 153V152H1ZM7 153V157L6 156H4L5 157V159L8 161V151L6 152ZM21 153V152H20ZM20 153H19V155H20ZM218 153V152H217ZM24 154V153H23ZM81 154V153H80ZM3 155V154H2ZM13 155H14V153H13ZM68 155H71L70 153L68 154ZM137 155H140L139 153L137 154ZM137 155H134V156H137ZM224 155V154H223ZM49 156V157H48ZM73 156H74V154H73ZM130 156V155H129ZM128 156V158H132V155L129 157ZM228 156V155H227ZM11 157H12V155H11ZM18 157V156H17ZM24 157V156H23ZM69 157V156H68ZM2 157H0V159H1ZM60 158V157H59ZM63 158H65V157H63ZM71 158V157H70ZM76 158V157H75ZM78 158V157H77ZM12 159H14V157L12 158ZM11 159V160H12ZM20 159V158H19ZM18 159V160H19ZM22 159V158H21ZM72 159L73 158H71V161L70 162H72ZM138 159V158H137ZM140 159H141V157H140ZM3 160V159H2ZM66 160H67V158H66ZM68 160H70V159H68ZM68 160H67V162H68ZM77 160V159H76ZM83 160H84V158H83ZM127 161H129L130 159H126ZM59 161V160H58ZM57 161V162H58ZM63 161V160H62ZM82 161V160H81ZM85 161V160H84ZM14 162V161H13ZM22 162V163H21ZM126 162V161H125ZM150 162V161H149ZM164 163H166L167 161H163ZM163 162L161 163V164H163ZM170 163H171V161H169ZM2 163V162H1ZM12 163V162H11ZM65 163V162H64ZM64 163H62L61 162V164H64ZM127 163V162H126ZM7 164V163H6ZM72 164V163H71ZM76 164V163H75ZM74 164V165H75ZM8 165V164H7ZM6 165V166H7ZM57 165V164H56ZM69 165V164H68ZM86 165V164H85ZM143 165V164H142ZM164 166H166L165 164H163ZM163 165H161L162 167H164ZM11 166H13V165H11ZM78 167V166H77ZM0 168H2V167H0ZM9 168V167H8ZM64 168H65V166H64ZM80 168V167H79ZM142 168V167H141ZM166 168H167V166H166ZM238 168V167H237ZM67 169V168H66ZM75 169H77V168H75ZM85 169V168H84ZM123 169H124V167H123ZM144 169V168H143ZM2 170H5V169H2ZM54 170V169H53ZM73 171H74V169H72ZM79 170V169H78ZM50 171V170H49ZM66 171V170H65ZM141 171V170H140ZM150 171V170H149ZM260 171H262L261 169H260ZM4 172V171H3ZM68 172V171H67ZM233 172V171H232ZM235 173V172H234ZM34 174V175H33ZM68 174V173H67ZM81 174V173H80ZM49 175V174H48ZM228 175V174H227ZM5 176V175H4ZM41 176V177H40ZM68 176H71V175H68ZM81 176V175H80ZM240 176V175H239ZM61 177V176H60ZM94 177V176H93ZM62 178V177H61ZM70 179H71V177H69ZM78 178V177H77ZM81 178H83L82 176H81ZM114 178H116V177H114ZM248 178V177H247ZM34 179H35V181H34ZM52 179V178H51ZM55 179V178H54ZM66 179H68V178H66ZM69 179V180H70ZM94 179L95 178H93V181H94ZM122 179V178H121ZM38 180V181H37ZM45 180H46V178H45ZM80 180H82V179H80ZM116 180V179H115ZM4 181V180H3ZM33 181H34V183H33ZM57 181H63V180H57ZM72 180H70V182H71ZM253 181H254V179H253ZM50 182V181H49ZM114 182V181H113ZM2 183V182H1ZM62 183V182H61ZM82 183V182H81ZM89 183V182H88ZM87 183V184H88ZM91 183V182H90ZM89 183V184H90ZM121 183V182H120ZM257 183H259V182H257ZM69 184H71V183H69ZM88 184V185H89ZM4 185V184H3ZM51 185V184H50ZM49 185V186H50ZM59 185V184H58ZM86 185V184H85ZM120 185V184H119ZM72 186V185H71ZM76 186V185H75ZM75 186H72V187H75ZM252 186V185H251ZM2 187V186H1ZM52 187H53V185H52ZM51 187V188H52ZM59 187H61V186H59ZM64 188V187H63ZM71 188V187H70ZM90 188V186L88 187V189ZM29 189V188H28ZM54 189V188H53ZM57 189V188H56ZM72 189H74V188H72ZM2 190V189H1ZM26 190H27V188H26ZM67 190V189H66ZM68 190H69V188H68ZM127 190V189H126ZM252 190V189H251ZM54 190H52V192H53ZM62 191V190H61ZM71 191V190H70ZM80 191V190H79ZM86 191H87V188H86ZM92 191V190H91ZM59 192V191H58ZM68 192V191H67ZM251 192V191H250ZM13 193V194H12ZM55 193V192H54ZM60 193V192H59ZM65 193V192H64ZM63 193V194H64ZM73 193H74V191H73ZM82 193V192H81ZM90 193V192H89ZM93 193V192H92ZM91 193V194H92ZM253 193V192H252ZM45 194V193H44ZM69 194V193H68ZM84 194V193H83ZM31 195V194H30ZM40 195V194H39ZM72 195V194H71ZM76 195V194H75ZM74 195V196H75ZM254 195V194H253ZM53 196V195H52ZM51 196V197H52ZM55 196V195H54ZM57 196H59V195H57ZM56 196V197H57ZM65 196V195H64ZM78 196V195H77ZM86 196V195H85ZM92 196V195H91ZM2 197V198H3ZM7 197V196H6ZM45 197H47V196H45ZM61 197V196H60ZM67 197H68V195H67ZM88 197V196H87ZM237 197V196H236ZM9 198V197H8ZM11 198V197H10ZM235 198V197H234ZM256 198V197H255ZM53 199H55V198H53ZM61 199H63V198H61ZM67 199V198H66ZM74 199H75V197H74ZM73 199V200H74ZM258 199H259V196H258ZM9 200V199H8ZM11 200V199H10ZM43 200V199H42ZM52 200V199H51ZM60 200V199H59ZM257 200V199H256ZM49 201V200H48ZM63 201V200H62ZM79 201V200H78ZM77 201V202H78ZM82 201V200H81ZM245 201V200H244ZM243 201V202H244ZM259 201V200H258ZM28 202V201H27ZM40 202H41V200H40ZM40 202H39V204H40ZM51 202V201H50ZM49 202V203H50ZM53 202V201H52ZM76 202V201H75ZM1 203V202H0ZM22 203V202H21ZM38 203V202H37ZM45 203V202H44ZM43 203V204H44ZM61 203H63V202H61ZM66 203V202H65ZM110 204H111V202H109ZM4 204V203H3ZM46 204V203H45ZM243 204H245V202L243 203ZM246 204H248V202L246 203ZM13 205V204H12ZM57 205V204H56ZM65 205V204H64ZM106 205V204H105ZM43 206V205H42ZM62 206V205H61ZM60 206V207H61ZM66 206V205H65ZM68 206V205H67ZM73 206V205H72ZM77 206V205H76ZM106 206H108V205H106ZM111 206V205H110ZM246 206V205H245ZM50 207V206H49ZM100 207V206H99ZM101 207H103L104 208V206H102V204H101ZM19 208V207H18ZM70 208V207H69ZM106 208V207H105ZM104 208V209H105ZM55 209V208H54ZM59 209V210H58ZM57 210H58V212L60 211V209L61 208H58ZM73 209V208H72ZM243 209V208H242ZM15 210V209H14ZM37 208H35L34 210H32L33 212H31L30 214H27L25 217H24V219H23V222L22 221H20L21 223H19V226H17V225H15V228H14V226H13V230L11 231V233H8V239L12 242L11 244V246L13 247V248H15V250H23L22 248L23 247H26L27 246V244H28V246H30V244H32L33 242H36L38 239H39V236H40V233H39V230H41V232L43 231V230H45V227H42L41 229H39L40 228V224H41V220L39 219V216H38V214L41 212V210H42V208L39 210H37ZM103 210V209H102ZM161 210V209H160ZM165 210H167V209H165ZM246 210H247V206H246ZM246 210H244V212H243V210L241 211V212H243V213H239V215H244L245 213H246ZM39 211V212H38ZM50 211H51V209H50ZM73 211V210H72ZM164 211V210H163ZM11 212V211H10ZM61 212V211H60ZM74 212V211H73ZM19 213V212H18ZM54 213H56V212H54ZM61 213H63V212H61ZM64 213H65V211H64ZM70 213V212H69ZM78 213V212H77ZM162 213V212H161ZM51 214V213H50ZM49 214V215H50ZM67 214V213H66ZM92 214V213H91ZM109 214H110V212H109ZM14 215V214H13ZM48 215V216H49ZM54 215V214H53ZM75 215V214H74ZM11 216V215H10ZM56 216V215H55ZM76 216V215H75ZM50 217V216H49ZM86 217V216H85ZM7 218V217H6ZM90 218V217H89ZM14 219V218H13ZM20 219V218H19ZM22 219V218H21ZM72 219V218H71ZM74 219V218H73ZM11 220H12V218H11ZM65 220V219H64ZM68 220V219H67ZM81 220V219H80ZM5 221V220H4ZM9 221H10V219H9ZM15 221V220H14ZM63 221V220H62ZM79 221V220H78ZM92 221V220H91ZM7 222V221H6ZM18 222V221H17ZM29 222H31V224L32 225H34V228H33V232L32 233H26V230L28 229V227H29ZM59 222V221H58ZM5 223V222H4ZM57 223V222H56ZM70 223H71V221H70ZM78 223V222H77ZM80 223V222H79ZM103 223V222H102ZM58 224V223H57ZM60 225H61V222L59 223ZM99 224V223H98ZM68 226H69V224H67ZM72 225V224H71ZM75 225V224H74ZM181 225V224H180ZM9 226V225H8ZM65 226V225H64ZM87 226H89V225H87ZM96 226V225H95ZM101 226V225H100ZM62 227V226H61ZM73 227V226H72ZM75 227V226H74ZM49 228H50V226H49ZM64 228V227H63ZM68 228V227H67ZM70 228V227H69ZM9 229V228H8ZM8 229H7V231H8ZM47 229V228H46ZM80 229V228H79ZM180 229V228H179ZM49 230V229H48ZM47 230V231H48ZM54 230V229H53ZM53 230H52V232L51 233H54L53 232ZM62 230V229H61ZM69 230V229H68ZM78 230V229H77ZM76 230V231H77ZM87 230V229H86ZM88 230H89V228H88ZM49 231H51V230H49ZM84 231V230H83ZM4 232H6V231H4ZM58 232H60V231H58ZM67 232V231H66ZM79 232V231H78ZM179 232V231H178ZM1 233V232H0ZM20 233H25V235H20ZM44 233V232H43ZM63 232H61V234H62ZM86 233V232H85ZM95 233V232H94ZM46 234V233H45ZM58 234V233H57ZM64 234V233H63ZM67 234V233H66ZM72 234V233H71ZM74 234V233H73ZM82 234H84V233H82ZM93 234V233H92ZM59 235V234H58ZM68 235V234H67ZM85 235H87V234H85ZM91 235V234H90ZM89 235V236H90ZM94 235V234H93ZM188 235V234H187ZM1 236H3V235H1ZM0 236V237H1ZM33 236L35 237V238H33ZM45 236V235H44ZM53 236V235H52ZM54 236H56V235H54ZM80 236V235H79ZM82 236V235H81ZM88 236V237H89ZM92 236V235H91ZM172 236H174V235H172ZM47 237V236H46ZM68 237V236H67ZM74 237V236H73ZM72 237V238H73ZM83 237H85V236H83ZM165 237V236H164ZM2 238V237H1ZM42 238V237H41ZM48 238H50V237H47V239ZM59 238V237H58ZM79 238V237H78ZM166 238V237H165ZM172 238V237H171ZM185 238V237H184ZM51 239V238H50ZM63 239V238H62ZM69 239V238H68ZM157 239V238H156ZM161 239V238H160ZM1 240V239H0ZM4 240V239H3ZM6 240H7V238H6ZM9 240H7V242L9 241ZM33 240H36V241H33ZM42 240H44V239H42ZM55 240V239H54ZM59 240H61V239H59ZM74 240V239H73ZM168 240V239H167ZM238 240V241H237ZM5 241V240H4ZM65 241V240H64ZM67 241V240H66ZM72 241V240H71ZM81 241V240H80ZM236 241L239 243V242H242V246H243V248L245 249V247H244V245L246 244V238L245 237H243V236H239V237H236V239H235V241H234V243H236ZM44 242V241H43ZM45 242H46V240H45ZM44 242V243H45ZM50 242V241H49ZM74 242H75V240H74ZM157 242H158V239H157ZM165 242V241H164ZM53 243H54V241H53ZM52 243V244H53ZM61 243V242H60ZM80 243V242H79ZM167 243H169L168 241H167ZM166 243V244H167ZM49 244V243H48ZM56 244H58V241H57V243ZM173 244V243H172ZM188 244V243H187ZM6 245V244H5ZM9 246H10V244H8ZM8 245H6V246H8ZM50 245V244H49ZM84 245H86V244H84ZM161 245V244H160ZM159 245V246H160ZM168 245V244H167ZM182 244H180V246H181ZM189 245V244H188ZM239 246L241 245V244H238ZM8 246V247H9ZM32 246V245H31ZM30 246V247H31ZM42 246H44V245H42ZM54 246H55V244H54ZM65 246V245H64ZM233 246V245H232ZM232 246H230V247H232ZM33 247V246H32ZM31 247V248H32ZM59 247V246H58ZM163 247H165V246H163ZM168 247V246H167ZM178 247V246H177ZM234 247V246H233ZM5 248V247H4ZM7 248V247H6ZM9 248H11V247H9ZM30 248V249H31ZM37 248V247H36ZM35 248V249H36ZM49 248L51 249V247L49 246ZM55 248V247H54ZM169 248V247H168ZM184 248V247H183ZM186 248V247H185ZM236 248V250L237 251H239L238 249L239 248H237V246L235 247ZM28 249V248H27ZM29 249V250H30ZM35 249H34V251H35ZM40 249V248H39ZM50 249H48V250H50ZM58 249V248H57ZM62 249V248H61ZM67 249V248H66ZM69 249H70V247H69ZM69 249H67V250H69ZM78 249V248H77ZM165 249V248H164ZM182 249V248H181ZM242 248H240V250H241ZM8 251H10V249H7ZM19 250V251H20ZM25 250V249H24ZM37 250V249H36ZM60 250V249H59ZM66 250V251H67ZM71 250V249H70ZM163 250V249H162ZM246 250V252L245 253H250L252 250L250 249V248H246L245 249ZM39 251V250H38ZM51 251V250H50ZM49 251V252H50ZM75 251H77V250H75ZM74 251V252H75ZM3 252V251H2ZM5 252V251H4ZM7 252V251H6ZM23 252V251H22ZM28 252V251H27ZM30 252H32V250L30 251ZM59 252V251H58ZM61 252V251H60ZM60 252H59V254H60ZM71 252V251H70ZM78 252V251H77ZM76 252V253H77ZM83 252H88L91 256H90V258H89V260H87V262L85 263V264H94V262L95 261H97V260H101V259H104V256L101 254L102 253V245H101V242L99 241V239L96 237V235L92 238V240H89V243L86 245V246H82V249H81V251H79L78 253H82L81 254V256L83 255ZM142 252V251H141ZM141 252H140V254H141ZM17 253V252H16ZM29 253V252H28ZM129 253H130V256L132 255V253H133V250L132 249H129ZM146 253V252H145ZM234 253V252H233ZM236 253V252H235ZM235 253H234V255H235ZM239 252H237V254H238ZM12 254H13V252H12ZM15 254V253H14ZM27 254V253H26ZM37 254H38V252H37ZM40 254V253H39ZM52 254V253H51ZM54 254V253H53ZM56 254H58V253H56ZM55 254V255H56ZM68 254V253H67ZM69 254H72V253H69ZM79 254V255H80ZM236 254V255H237ZM241 254V253H240ZM6 255V254H5ZM8 256H9V254H7ZM19 255V254H18ZM35 255V254H34ZM61 255V254H60ZM60 255H58V256H60ZM63 255H65V254H63ZM75 255V254H74ZM134 255H136V254H134ZM149 255V254H148ZM153 255V254H152ZM3 257H5L4 255H2ZM22 256H24V255H22ZM22 256H21V258H22ZM40 256H41V254H40ZM66 256V255H65ZM72 256V255H71ZM144 256V255H143ZM150 256V255H149ZM238 256H240L239 254H238ZM237 256V257H238ZM12 257V256H11ZM17 257V256H16ZM19 257V256H18ZM25 257V256H24ZM28 257V256H27ZM29 257H30V255H29ZM36 257H38V256H36ZM42 257V256H41ZM45 257V256H44ZM50 257H53V255L52 256H49V258ZM134 257V256H133ZM245 257V255H243V256H241L240 258H244ZM7 258V257H6ZM5 258V259H6ZM34 258H35V256H34ZM43 258V257H42ZM41 258V259H42ZM47 258H48V256H47ZM53 258H55V257H53ZM150 258H152V257H150ZM11 259V258H10ZM23 259V258H22ZM30 259H31V257H30ZM59 259H61V256H60V258ZM66 259H68V257L66 258ZM139 259V258H138ZM141 259V258H140ZM145 259H146V257H145ZM13 260H14V257H13ZM21 260V259H20ZM45 260V259H44ZM48 260V259H47ZM51 260V259H50ZM62 260V259H61ZM64 260H65V258H64ZM69 260H70V258H69ZM136 260V259H135ZM146 260H148V259H146ZM151 260V259H150ZM24 261H26L25 259H24ZM31 261H32V259H31ZM34 261V260H33ZM51 261H55V260H51ZM143 261V260H142ZM29 262V261H28ZM50 262V261H49ZM64 262V261H63ZM62 262V263H63ZM70 262V261H69ZM68 262V263H69ZM17 263V262H16ZM42 263V262H41ZM40 263V264H41ZM59 263V262H58ZM67 263V264H68ZM72 263V262H71ZM70 263V264H71ZM139 263V262H138ZM142 263V262H141ZM14 264V263H13ZM19 264H21V262L19 263ZM25 264V263H24ZM32 264V263H31ZM35 264V263H34ZM36 264H37V262H36ZM39 264V263H38ZM47 264V263H46ZM51 264V263H50ZM56 264H57V262H56ZM144 264V263H143Z\"/></svg>", "mask_w": 264, "mask_h": 264}, {"label": "water", "instance_id": "4", "mask_svg": "<svg viewBox=\"0 0 264 264\" xmlns=\"http://www.w3.org/2000/svg\"><path fill=\"white\" fill-rule=\"evenodd\" d=\"M236 3V0H225V4H226V6H229V5H231V6H233L234 4ZM253 5H255L254 3H252ZM256 6V5H255ZM256 7H260V6H256ZM25 13V12H24ZM24 13H20V14H24ZM186 13H188V9H186ZM186 15V14H185ZM224 15H225V17H224ZM187 16V15H186ZM230 17V18H229ZM235 16L234 15H231V12H227V13H223V14H221V16L218 18V20L220 19V21H218V22H220L219 24H217V26L216 27H214V29L216 30V31H219V26H221V27H223V29H220V31L221 30H223V31H221V33L223 34V35H227V32H226V21L227 20H229V19H234V20H237V21H241L242 19H236V17L234 18ZM221 20H223V21H221ZM225 26V27H224ZM263 26V25H262ZM247 28H248V31L251 33V34H253V35H256V36H259V33H257L256 31H254L253 29H252V27L250 26V25H248L247 26ZM175 39H178V37H173V40H175ZM181 42H182V39H181ZM234 44V41H232V42H228L227 43V46L226 47H223V48H226L224 51H227V53H228V51H230V49H232V48H237L236 47V44L235 45H233ZM262 49H263V47H262ZM235 50H238V49H235ZM226 53V54H227ZM184 55H185V53H184ZM184 55H183V57L181 58V61H182V59L184 58ZM224 56V55H223ZM180 61V62H181ZM203 71V70H202ZM208 73V71H203L202 73L204 74V73ZM49 157V156H48ZM80 253H77V254H75L72 258H71V262L72 263H75V264H85L86 262H87V260H89V258H90V254L88 253V252H83V255L81 256V254L79 255Z\"/></svg>", "mask_w": 264, "mask_h": 264}]
</instances>
